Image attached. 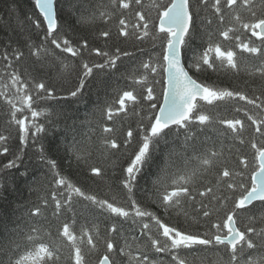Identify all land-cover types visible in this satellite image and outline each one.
Here are the masks:
<instances>
[{
    "label": "snow or ice",
    "instance_id": "6c2138e0",
    "mask_svg": "<svg viewBox=\"0 0 264 264\" xmlns=\"http://www.w3.org/2000/svg\"><path fill=\"white\" fill-rule=\"evenodd\" d=\"M34 5L46 26L41 43L29 42L27 54L20 47L0 52V102L7 106L6 130L14 125L21 144L46 132L45 124L37 123L39 117L56 114L35 107L38 101L57 99L55 85L35 74L37 64L58 63L60 77L75 72L78 83L69 95L79 97L94 70L97 74L117 71L122 58L134 57L121 44L131 41L135 46L149 40L161 51L128 71L125 87L115 89L114 98L98 109L108 122L100 125L102 159H91V152L79 142L68 149L90 178L103 179L108 168L120 167L119 191L101 197L72 183L41 145L39 158L48 165L55 186L50 199L58 226L54 234L49 218L40 206H34L28 216L42 219L29 223L27 232L18 227L14 238L0 245V257L6 258L0 264H125V258L126 264H193L189 257L197 251L213 252L216 264H264V214H254L258 206L264 209V88L250 94L194 78L205 72H239L241 57L247 54L256 61L245 65L248 74L264 80V0H107L77 19L82 27H91L97 20L109 25L98 33L106 43L115 28L112 51L91 47L87 38L74 42L61 33L58 0H34ZM33 23L37 29L42 26L40 20ZM198 35L204 40L199 51L193 47ZM85 52L103 62L84 59ZM69 57L79 58L80 63H66ZM232 101L243 105L234 107L237 115L231 118L213 117L204 108V104ZM129 112L140 118L138 130L128 127L121 139L122 120L120 126L117 120ZM215 124L222 126L217 139L201 140L193 131L202 132ZM173 127L184 129L185 134L182 152L173 149L170 155H181L184 167L172 171L166 161L154 181V191L146 195L169 217L210 222L203 232L168 223L134 198L138 176ZM10 137L11 133H0V154L10 152ZM244 146L250 155L242 151ZM20 160L15 154L3 170L17 168ZM42 187L43 182H38L37 191ZM77 205L82 207L79 214ZM48 206L49 200L43 198L44 209ZM96 214H106L120 226L106 224L102 232ZM78 215L84 220L79 227ZM129 220L139 227V236L131 240L123 230ZM45 221L50 225L47 228ZM159 254H165L167 261Z\"/></svg>",
    "mask_w": 264,
    "mask_h": 264
},
{
    "label": "trees",
    "instance_id": "16d2710c",
    "mask_svg": "<svg viewBox=\"0 0 264 264\" xmlns=\"http://www.w3.org/2000/svg\"><path fill=\"white\" fill-rule=\"evenodd\" d=\"M147 3V0H145ZM101 3H107V0H58V19L62 25L61 33H66L68 38L76 41H82L83 38L89 40L91 47H100L105 50L112 51V44L115 40V28H112L113 38L107 43L98 33L101 30L109 27L97 20L95 25L91 27H82L78 23V17L83 12L95 11L97 6ZM203 15V13H201ZM35 20L41 21V28L37 29L33 23ZM42 17L39 16L37 9H35L34 0H0V52L6 47H20L27 54L26 45L34 43L39 45L42 41L45 31ZM202 31V30H201ZM204 44V40L198 35L193 42V47L199 51ZM122 49L132 51L134 57L122 58V62H118V70H105L99 72L94 70L93 77H90L86 86L83 89V94L79 97H71L69 90L74 84L78 83L75 72L65 73L63 77L58 74L61 71V65L56 62L35 66V74L43 77L46 81H50L56 87L57 99L38 101L35 107L39 109H48L49 112H55V115L41 116L37 123H43L46 126V132L40 133L36 140L29 138L26 144H21L16 127L13 125L6 130L8 117L6 115L7 106L0 102V133L9 135L11 137L8 141L10 152L8 154H0V245L7 244L14 238L17 228H23L25 232L28 230L29 223L40 221L41 217L30 218L28 212L34 206H40L42 212L49 218L51 228L55 234L57 221L52 216V202L50 193L55 186L52 184V173L48 165L39 158V149L43 145L45 154L49 159L57 161L58 170L62 176L69 179L72 183L77 184L85 190L99 194L101 197L111 196L119 191L121 185L120 180L123 178L122 169L120 167L108 168L107 175L103 178H90L84 167L78 166L72 157V153L68 150L75 142H79L86 146L87 150L91 152V159L99 161L101 157V131L100 125L108 123L105 121L100 111L104 107L105 102L114 98V90L117 88H124L126 80L124 76L128 71L134 67H138L141 61L148 60L149 56H157L160 54V48L157 45L153 47L152 42L145 40L142 43L137 42L133 46V42L120 45ZM143 49V52L140 51ZM191 51L188 57H191ZM66 56V54H65ZM84 59L95 63H102L103 59L91 56L88 52L84 53ZM241 70L234 72L231 70H220L217 72H205L194 74V78L221 88L240 89L248 93L264 88V80L259 77L250 76L245 68V65L256 63L247 54L241 57ZM31 63V60L29 61ZM66 63L78 65L79 58H67ZM124 74V75H122ZM159 77H157L158 79ZM157 93L160 92L161 86L155 85ZM203 103V102H202ZM243 105V102H216L213 105L204 104V108L213 117L231 118L236 116L234 107ZM122 120V127L120 128V138L123 139V133L128 127H132L135 131L138 130L140 118L129 112L127 116L119 118L117 125L120 126ZM197 131L201 140L205 137L217 139L222 126L215 124L199 131ZM184 129L173 130L161 140L152 151V159L147 166L142 170L138 176V181L134 188V198L154 211L157 215L171 224H177L192 232H203L208 230L210 222L206 223L203 219L199 222H186L183 217L177 219L175 216L168 217L163 214L162 210L152 204L151 200L147 198L146 194L154 191L153 184L157 178L159 170L168 161L171 165V170L176 171L184 167V160L179 154H172L173 149L176 153L182 152V142L184 140ZM136 141H133L132 147H135ZM225 143H230L225 141ZM132 149L129 148L130 152ZM242 151L250 155V149L244 146ZM15 154L21 156L18 161V167L13 169L3 170V165L9 160L13 159ZM115 158V157H113ZM120 163L126 167L124 158H121ZM43 182L44 187L37 191V183ZM61 191H63L61 189ZM123 196V193H120ZM43 198L49 200L47 209L43 207ZM82 211L81 205H77L78 214ZM257 217L264 214V209L259 206L254 213ZM87 215V213H84ZM63 217H61V221ZM214 221V218H213ZM96 223L99 224L103 232L106 224L120 222L112 219L109 220L107 215L100 216L96 214ZM84 223L83 217L78 215L79 227ZM39 227L40 225L37 224ZM49 222L45 221L43 227H49ZM133 228L135 231H133ZM123 230L128 239L131 240L133 235L139 236L138 225L133 226L131 221L123 223ZM123 243V240H120ZM66 256L67 253L65 252ZM159 258L167 261L168 257L165 254H159ZM0 259H6L0 257ZM189 259L193 264H216L217 257L213 252H194ZM63 264V261H62ZM126 264V258H125Z\"/></svg>",
    "mask_w": 264,
    "mask_h": 264
},
{
    "label": "bare ground",
    "instance_id": "6f19581e",
    "mask_svg": "<svg viewBox=\"0 0 264 264\" xmlns=\"http://www.w3.org/2000/svg\"><path fill=\"white\" fill-rule=\"evenodd\" d=\"M36 9V8H35ZM38 11V10H37ZM169 217V216H168Z\"/></svg>",
    "mask_w": 264,
    "mask_h": 264
}]
</instances>
